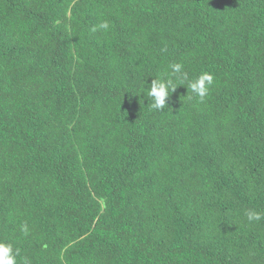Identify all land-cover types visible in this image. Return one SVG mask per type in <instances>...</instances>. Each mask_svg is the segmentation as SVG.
<instances>
[{"label": "trees", "instance_id": "trees-1", "mask_svg": "<svg viewBox=\"0 0 264 264\" xmlns=\"http://www.w3.org/2000/svg\"><path fill=\"white\" fill-rule=\"evenodd\" d=\"M173 63L213 74L209 94L178 86L150 111ZM248 211L264 212V0H0L17 264H264Z\"/></svg>", "mask_w": 264, "mask_h": 264}, {"label": "clouds", "instance_id": "clouds-1", "mask_svg": "<svg viewBox=\"0 0 264 264\" xmlns=\"http://www.w3.org/2000/svg\"><path fill=\"white\" fill-rule=\"evenodd\" d=\"M97 28L107 31L109 29V23L107 21L101 22L93 28V31H96ZM170 68V75L157 76L150 84L146 83L147 106L150 111L161 112L166 107H169L168 101L178 86H186L188 92L190 90L200 102H203L209 94L210 87L214 83L213 74L207 71L202 72L194 79H189L182 64L173 63L170 65ZM246 216L249 222L264 220V212L248 211L246 212ZM21 231L24 234L28 233L27 224L21 226ZM19 251L18 248L14 249L10 243L0 242V264H17Z\"/></svg>", "mask_w": 264, "mask_h": 264}]
</instances>
